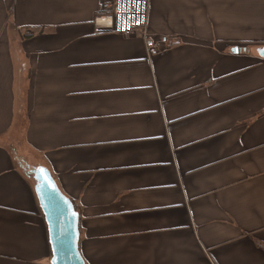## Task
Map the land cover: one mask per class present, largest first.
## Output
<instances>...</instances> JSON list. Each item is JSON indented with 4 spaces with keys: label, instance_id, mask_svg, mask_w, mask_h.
<instances>
[{
    "label": "crops",
    "instance_id": "crops-1",
    "mask_svg": "<svg viewBox=\"0 0 264 264\" xmlns=\"http://www.w3.org/2000/svg\"><path fill=\"white\" fill-rule=\"evenodd\" d=\"M101 1L0 0V264H50L38 166L85 264H264V0H149L129 35Z\"/></svg>",
    "mask_w": 264,
    "mask_h": 264
},
{
    "label": "water",
    "instance_id": "water-1",
    "mask_svg": "<svg viewBox=\"0 0 264 264\" xmlns=\"http://www.w3.org/2000/svg\"><path fill=\"white\" fill-rule=\"evenodd\" d=\"M233 50L237 51V48ZM260 50L258 54L264 58ZM30 171L36 181L35 191L47 223L50 264H85L78 249L79 214L72 201L59 190L45 167H34Z\"/></svg>",
    "mask_w": 264,
    "mask_h": 264
},
{
    "label": "built area",
    "instance_id": "built-area-1",
    "mask_svg": "<svg viewBox=\"0 0 264 264\" xmlns=\"http://www.w3.org/2000/svg\"><path fill=\"white\" fill-rule=\"evenodd\" d=\"M148 1L103 0L98 6L95 22L101 29L121 35L143 30L147 23ZM146 44L153 46V41L147 39Z\"/></svg>",
    "mask_w": 264,
    "mask_h": 264
},
{
    "label": "snow or ice",
    "instance_id": "snow-or-ice-1",
    "mask_svg": "<svg viewBox=\"0 0 264 264\" xmlns=\"http://www.w3.org/2000/svg\"><path fill=\"white\" fill-rule=\"evenodd\" d=\"M260 51H261L262 53H264V49H261Z\"/></svg>",
    "mask_w": 264,
    "mask_h": 264
}]
</instances>
